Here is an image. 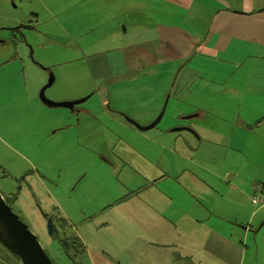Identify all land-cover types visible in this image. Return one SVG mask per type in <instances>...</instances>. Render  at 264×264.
<instances>
[{
  "label": "crops",
  "instance_id": "obj_1",
  "mask_svg": "<svg viewBox=\"0 0 264 264\" xmlns=\"http://www.w3.org/2000/svg\"><path fill=\"white\" fill-rule=\"evenodd\" d=\"M109 6L124 29L119 46L108 49L104 60L93 59L103 105L110 107L109 98L124 104L116 91L126 88L133 106L118 111L148 124L169 108L179 123L173 127L197 133V138L176 133L186 151H194L197 142L196 148L237 149L222 161L226 179L215 200L224 210L210 209L201 194L189 198L201 201L192 216L170 215L169 205L162 210L143 197L158 182L130 190L114 173L113 198L102 211L111 204L119 208L115 224H95L99 216L106 218L96 211L79 217L82 222L72 229L86 264H264V241L258 237L264 206L251 202L264 186V150L257 151L264 146V0H112ZM249 142L256 145L253 151ZM166 152L179 158L177 144ZM187 161L191 170L211 164ZM200 181L201 190L214 184ZM234 203L239 205L229 209Z\"/></svg>",
  "mask_w": 264,
  "mask_h": 264
},
{
  "label": "rangeland",
  "instance_id": "obj_2",
  "mask_svg": "<svg viewBox=\"0 0 264 264\" xmlns=\"http://www.w3.org/2000/svg\"><path fill=\"white\" fill-rule=\"evenodd\" d=\"M110 3L112 0H0V194L54 264H68V254L76 264H86V258L75 254L66 241L74 238V224L82 222L79 217L86 218L89 212L97 211L105 213L106 218L99 216L95 224H115L120 209L111 204L110 209L102 211L113 198L110 184L114 173L130 190L138 183L158 182L143 197L162 210L169 205L170 215L181 212L174 196L164 192V185L168 189V182L197 180L191 174L194 173L199 180L214 184L201 190L200 185L186 181L187 191L181 193L180 201L191 206L189 198L201 199L202 194L210 209H219L215 199L224 188L220 180L226 179L227 170L223 157L229 160L237 149L228 146L217 151L200 146L186 151L176 132L168 133L176 128L173 125H179L171 119L169 108L154 128L138 131L118 111L133 106L127 98L131 92L126 88L120 89L122 92L114 88L124 96V104L109 98L110 107L103 105L102 85L93 75V59L104 60L108 49L119 46L118 38L124 29ZM50 75L54 82L45 91L48 100L89 98L73 111L46 107L39 99V91ZM150 80L142 83L146 85ZM255 100L253 105L257 104ZM136 123L147 126L151 122L146 124L140 118ZM175 144L177 160L166 152ZM247 146L252 151L256 148L255 143ZM263 150L260 144L257 151ZM102 155L114 167L100 161L98 156ZM187 160L211 164L191 170ZM110 167L115 168L114 172ZM223 192L229 195L228 190ZM13 195L17 196L15 202ZM223 206L221 203L219 210H224ZM45 214L51 217L52 235L48 234ZM258 237L264 241V231ZM0 264L20 263L0 245Z\"/></svg>",
  "mask_w": 264,
  "mask_h": 264
},
{
  "label": "water",
  "instance_id": "obj_3",
  "mask_svg": "<svg viewBox=\"0 0 264 264\" xmlns=\"http://www.w3.org/2000/svg\"><path fill=\"white\" fill-rule=\"evenodd\" d=\"M53 75H50L47 83L39 91V99L43 105L49 108H65L71 110L74 106L85 102L88 97L78 101L52 102L45 96V91L52 86ZM162 112L147 126H139L135 121L125 118L131 125L140 131H148L154 128L162 118ZM186 131L197 138V134L191 128L176 127L171 132ZM47 217L48 234L52 235L51 217ZM0 245L8 251L20 264H54L42 248L37 237L31 232L28 226L12 210L11 206L0 194Z\"/></svg>",
  "mask_w": 264,
  "mask_h": 264
},
{
  "label": "trees",
  "instance_id": "obj_4",
  "mask_svg": "<svg viewBox=\"0 0 264 264\" xmlns=\"http://www.w3.org/2000/svg\"><path fill=\"white\" fill-rule=\"evenodd\" d=\"M182 134H183V136H185V135H187V133H185L186 131H180ZM179 133V132H178ZM185 133V134H184ZM196 133V132H195ZM199 138V137H198ZM184 143V142H183ZM199 142H197L196 143V146H197V144H198ZM180 145H183V146H186V145H184V144H180ZM196 146L194 147V149H196ZM191 147V146H190ZM191 174H194V173H191ZM198 174V173H197ZM197 180H195V181H198L199 180V178L194 174L193 175ZM187 181V183H189V182H191V181H189V180H186ZM186 181L184 182V181H182V182H180V183H171V182H168V184H169V188L168 189H170L171 191H173V193H174V196H175V198H176V206H178V210L181 212L180 214H182L183 216H190V214H191V216H192V211H196L197 209H198V207L200 206V204L199 203H194V202H199V200H194L193 202H190V203H194V204H191V206L190 205H188V204H186V203H182L181 201H179V199H178V196H180L181 197V193L182 192H184V191H187V188H186ZM199 185L201 186V181L199 180L198 181V184H197V187H199ZM194 186H196V184H194ZM212 188V187H211ZM16 198H17V196L15 195L14 196V198L12 199V201L13 202H15L16 201ZM256 205H258L259 207H260V205L261 206H264V205H262V204H256ZM227 206H229V205H227ZM179 213V212H178ZM179 214V215H180ZM176 219V218H175ZM75 245V247L77 248V249H79L80 247H78V245L76 246V244H74Z\"/></svg>",
  "mask_w": 264,
  "mask_h": 264
},
{
  "label": "flooded vegetation",
  "instance_id": "obj_5",
  "mask_svg": "<svg viewBox=\"0 0 264 264\" xmlns=\"http://www.w3.org/2000/svg\"><path fill=\"white\" fill-rule=\"evenodd\" d=\"M27 28H29V26L27 27ZM1 43H3V41H0ZM5 43V42H4ZM89 98V97H88ZM77 106V105H76ZM74 108H75V106L71 109V111H73L74 110ZM122 116V115H121ZM123 118L125 117V118H129V117H127L126 115H123L122 116ZM130 119V118H129ZM132 120V119H131ZM133 126V125H132ZM134 128H136L135 126H133ZM185 127V126H184ZM137 129V128H136ZM138 130V129H137ZM138 131H140V130H138ZM141 132H144V131H141ZM177 133V132H176ZM98 159H101L100 161H104L106 164H107V166L109 167V166H111V167H114L111 163L109 164L108 163V160L102 155V156H98ZM110 167V169L114 172V170H115V168H111ZM14 196L15 195H13L12 197L14 198ZM12 198V199H13ZM6 201V200H5ZM7 202V201H6ZM46 219H47V217H46ZM51 222H52V220H51ZM65 225V221L63 220V226ZM52 234H53V232H52ZM66 241H68L69 242V244H71V246L73 247V251H74V253L75 254H82V250H81V247L79 246V242H78V240L77 239H75V238H73V237H71V238H69V239H67ZM74 244H76V246L78 245V247H80L79 249H77L76 247H75V245ZM66 256V255H65ZM67 257V259H68V264H76L75 263V259H74V257L72 256V255H67L66 256Z\"/></svg>",
  "mask_w": 264,
  "mask_h": 264
},
{
  "label": "built area",
  "instance_id": "obj_6",
  "mask_svg": "<svg viewBox=\"0 0 264 264\" xmlns=\"http://www.w3.org/2000/svg\"><path fill=\"white\" fill-rule=\"evenodd\" d=\"M251 202L253 204H262L264 205V186L259 187L254 196L252 197Z\"/></svg>",
  "mask_w": 264,
  "mask_h": 264
}]
</instances>
